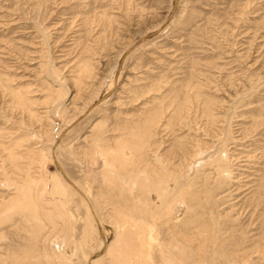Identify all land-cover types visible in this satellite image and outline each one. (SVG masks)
Here are the masks:
<instances>
[{
    "label": "rangeland",
    "instance_id": "1",
    "mask_svg": "<svg viewBox=\"0 0 264 264\" xmlns=\"http://www.w3.org/2000/svg\"><path fill=\"white\" fill-rule=\"evenodd\" d=\"M145 163L264 264V0H0V264H108Z\"/></svg>",
    "mask_w": 264,
    "mask_h": 264
},
{
    "label": "bare ground",
    "instance_id": "2",
    "mask_svg": "<svg viewBox=\"0 0 264 264\" xmlns=\"http://www.w3.org/2000/svg\"><path fill=\"white\" fill-rule=\"evenodd\" d=\"M216 160L222 161V158L217 156ZM119 164L123 167L122 163ZM147 166L149 165L145 163L129 172L130 176L125 179L123 185L111 183L112 186H117L113 199L118 201V197L123 196L130 204H124V207H118V211L116 210L119 223L117 239L106 243L103 251L101 249V254L110 255L108 264L227 263V248L235 243L218 240L222 231L220 227H216L218 224L213 220V216L208 221L203 219L202 213L206 208L204 203H208V200L204 201V197L207 195L201 197L200 192H184L179 189L175 176L167 174L165 178L166 171L162 166L157 169H148ZM221 171L219 173H223ZM191 182L189 180L187 186H192ZM206 192L212 197L216 194L214 189ZM153 194L155 198L150 199L149 196H154ZM25 197L26 215L38 218V211L34 206L36 204L32 200L34 205L31 203L28 193ZM163 233L167 235L166 238L161 237ZM95 258L89 263L93 264ZM216 258L219 259L218 262L214 261Z\"/></svg>",
    "mask_w": 264,
    "mask_h": 264
}]
</instances>
